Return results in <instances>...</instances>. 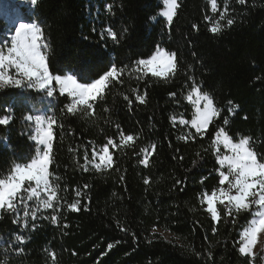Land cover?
I'll return each mask as SVG.
<instances>
[{
  "label": "trees",
  "instance_id": "1",
  "mask_svg": "<svg viewBox=\"0 0 264 264\" xmlns=\"http://www.w3.org/2000/svg\"><path fill=\"white\" fill-rule=\"evenodd\" d=\"M216 3L213 11L210 0H178L171 23L160 16L161 0H37L28 10L21 9L22 21L42 29L53 75L71 74L80 83H90L113 64L125 71L122 83L114 81L103 99L94 102V115L68 114L70 97L60 94L55 84L53 97L27 87L0 89V118L12 117L8 125H0V178L37 153L31 139L35 125L25 117L53 116L50 172L61 198L59 211L40 209L35 220L27 217V225L22 219L14 223L23 217V206L17 213L0 211V262L249 264L252 259V264H263L262 251L254 258L238 251L251 213L230 218L217 203L220 219L213 221L203 195L219 186L218 148L213 144L218 129L223 127L234 142L248 137L264 162V0ZM225 8L227 16L220 21L225 27L214 34L210 25ZM227 19L234 23L226 26ZM109 28L117 33L116 40ZM12 29L0 13V47L10 43ZM157 49L176 54V69L162 77L136 71V62ZM193 84L220 109L204 134L194 139L190 134L195 129L175 121L192 119L186 97ZM137 94L145 97L144 103L135 99ZM121 133L136 139L131 146L110 149L111 169L86 163L93 148L98 151L108 138L119 144ZM142 148L152 152L146 163H141ZM77 199L79 210H69L66 205ZM28 204L30 209L36 206L35 200ZM17 235L24 243L15 240Z\"/></svg>",
  "mask_w": 264,
  "mask_h": 264
},
{
  "label": "snow or ice",
  "instance_id": "2",
  "mask_svg": "<svg viewBox=\"0 0 264 264\" xmlns=\"http://www.w3.org/2000/svg\"><path fill=\"white\" fill-rule=\"evenodd\" d=\"M29 2L32 5L37 4V0H29ZM163 2L167 7L161 14L171 23L179 7L178 0H163ZM210 3L212 10L216 11V0H210ZM239 3L243 4L244 0H239ZM107 7L111 10L110 5ZM226 16L227 8L220 12V19L210 25L209 30L214 34L220 32L225 27V24L220 21L224 20ZM233 23V19L226 20V26H231ZM193 28H196V25H193ZM108 34L113 40L118 38L117 33L111 28L108 29ZM41 39L42 29L38 24L20 22L15 26L10 46L9 42L5 41L3 47H0V89L9 86L27 87L41 90L45 92L47 97H53L56 91L53 87V82H55L60 94H67L68 97H71V101L65 105L68 114L82 111L85 115L90 113L94 115V102L103 99L114 81L122 83L121 77L125 68H118L113 64L106 72L90 83H80L77 77L71 74L53 75L49 71L46 52L43 50L46 45L41 44ZM136 63L138 66L136 71H140V66H143L156 77L166 76L167 73L173 72L177 65L176 54L168 53L164 49H159L150 58L140 59ZM158 63H164L165 69L157 70L155 65ZM192 94L197 97L194 102L197 105L195 116L191 121L195 133L190 134L191 138L194 139L195 136L204 134L213 118L219 116L220 109L216 108L213 98L208 93H202L195 84H193L186 99L191 101ZM170 95L174 96L175 94L171 93ZM124 99L128 100V97L125 96ZM135 99L140 103L145 102L143 95L137 94ZM201 100L204 101L203 108L199 107ZM129 103H131L130 100ZM231 103L229 101L230 105ZM231 111L232 109L229 108V112ZM11 119V116L0 118V125H8ZM25 119L27 121L34 119L35 134L31 136V139L37 145L42 146V151L38 148L36 155L29 162L15 164L6 177L0 178V211L17 213L18 206H23V217L14 220V223H20L22 219L24 225H27V217L31 215L32 219L35 220L40 209L59 211L61 198L58 195L59 186L52 180V173L50 172L54 140L53 126L56 120L53 116L45 118L40 115L34 118L28 115ZM180 122L185 123L183 119ZM225 124H227V118H225ZM135 139L136 137L132 134L124 135L121 133L120 143L116 144L112 138H108L98 151L93 148L92 159L87 160L86 158V163L92 164L97 170L111 169L114 159L110 149L131 146V142H134ZM213 144H223L224 148L231 154L221 156L219 149H217L219 167L216 172L219 176V186L213 189L210 194L205 192L203 200L207 204V211L211 214L213 221L220 219V213L216 207L217 202L225 206V214L230 218L233 217V213L237 215L241 212L251 213L253 219L248 222L247 227L240 234L238 251L242 256L254 258L253 246L257 244L258 234L264 233V162L258 159L257 154L250 146L248 137H243L238 142H234L223 127L215 133ZM151 148L154 152L155 144H152ZM141 152L145 154V159L141 163H146L152 152L146 148H142ZM97 157L99 163L96 162ZM144 183L148 184L149 180L145 179ZM176 183L179 184L181 181L178 180ZM85 187L87 186L85 185ZM76 195L79 197L81 193L77 191ZM33 200H35L36 206L34 209H30L28 202ZM79 205L80 200L77 199L68 203L66 207L69 210L78 211ZM254 207L258 210L252 211ZM51 220L56 223L58 217L53 215ZM33 228H35V224H33ZM215 230L213 228L214 232ZM14 238L19 243H24L23 236L17 235ZM259 243L264 245V236H260ZM109 247L111 248V245ZM51 256L54 262L55 254L51 253ZM0 264H6V262H0ZM249 264H252V259H249Z\"/></svg>",
  "mask_w": 264,
  "mask_h": 264
},
{
  "label": "rangeland",
  "instance_id": "3",
  "mask_svg": "<svg viewBox=\"0 0 264 264\" xmlns=\"http://www.w3.org/2000/svg\"><path fill=\"white\" fill-rule=\"evenodd\" d=\"M162 4H163V9L160 11V16H162V12L166 10V5L164 4L163 0H161ZM211 4V3H210ZM32 4L29 2V0H0V13L2 14H5V16L7 17V21L8 23L13 27L12 31H11V34H10V40H11V36L14 35V30H15V26L20 23V22H25V23H34V22H26V21H22L23 17L22 14H21V9H24V10H28L29 7H31ZM166 19V17H163ZM167 20V19H166ZM41 44H42V40L40 41ZM9 46H10V43H9ZM159 49L156 50V52L154 54H156L158 52ZM153 54V55H154ZM152 55V56H153ZM138 67V66H137ZM155 67L157 68V70H164L165 69V64L164 63H158L155 65ZM140 69L141 70H146V68H144L143 66H140ZM151 73V72H149ZM170 73V72H169ZM167 73V74H169ZM53 84H55V82H53ZM58 89V87H56ZM59 91V89H58ZM191 92V91H190ZM190 92L188 93V95L190 94ZM187 95V96H188ZM197 97L195 94H192V100L189 101L187 99V101L189 102V104L192 106V109H193V116H192V119L187 122L185 121L183 118H177L175 119L176 122L182 124L180 121L181 119H183L185 121V123L183 124H186L188 123V125L190 127H192L193 129H195L192 124H191V121L194 119V116H195V108H196V104L194 103L196 101ZM70 100H71V97H70ZM203 104H204V101H200L199 102V107L200 108H203ZM40 116L42 117H45L47 118V116H45L44 114H39ZM33 122H34V119H33ZM34 125H35V122H34ZM238 142V141H237ZM216 147L221 151L220 155H225V154H231L229 153L223 146V144H215ZM38 148L42 151V146H39L38 145ZM225 171L227 170L226 168L224 169ZM226 187V185H225ZM43 195V194H42ZM206 203V202H205ZM218 203V202H217ZM207 206V204H206ZM258 210V209H257ZM256 210V211H257ZM253 219V217L251 218ZM247 227V226H246ZM244 230V229H243ZM242 230V231H243ZM241 231V232H242ZM161 234L165 237V238H169V234L168 233H163L161 232ZM241 234V233H240ZM260 236H264V233H260L258 234V241H257V244L253 246V252L255 253V256L258 254L259 251H262V256H261V260H262V263L264 264V245L260 244L259 243V240H260Z\"/></svg>",
  "mask_w": 264,
  "mask_h": 264
}]
</instances>
